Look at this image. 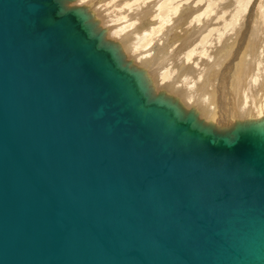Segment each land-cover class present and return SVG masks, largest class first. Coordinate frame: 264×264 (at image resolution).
Wrapping results in <instances>:
<instances>
[{"label": "water", "instance_id": "1", "mask_svg": "<svg viewBox=\"0 0 264 264\" xmlns=\"http://www.w3.org/2000/svg\"><path fill=\"white\" fill-rule=\"evenodd\" d=\"M195 110L90 5L0 0V264H264V114Z\"/></svg>", "mask_w": 264, "mask_h": 264}, {"label": "bare ground", "instance_id": "2", "mask_svg": "<svg viewBox=\"0 0 264 264\" xmlns=\"http://www.w3.org/2000/svg\"><path fill=\"white\" fill-rule=\"evenodd\" d=\"M98 1L74 0L91 7ZM183 1L188 0H163L159 4L158 0H101L95 13L108 36L122 45L134 64L146 70L157 92L173 95L185 108L195 107L200 117L218 118L219 125L229 128L227 124L235 118L264 114V5L257 35L247 39L248 51L239 55L224 78L219 72L224 67L220 50L225 47H219L218 35L231 28L239 31L247 19V26L251 24L245 0L231 1L230 9L234 6L236 11L219 14L222 21L217 26L214 19L205 23L209 21L201 19L204 14L200 19L175 26L181 18L178 7ZM156 3L157 7L152 9ZM214 8L211 5V10ZM150 15L153 20L147 23ZM157 40L162 45L156 47ZM213 65L216 68L211 70ZM234 76L236 81L232 80Z\"/></svg>", "mask_w": 264, "mask_h": 264}, {"label": "rangeland", "instance_id": "3", "mask_svg": "<svg viewBox=\"0 0 264 264\" xmlns=\"http://www.w3.org/2000/svg\"><path fill=\"white\" fill-rule=\"evenodd\" d=\"M101 1V0H99ZM98 1V3L100 4V2ZM163 1V0H158V4ZM192 1V2H191ZM233 0H228L227 2H225V0H188V1H183L182 5H180L178 7L179 10V14H181V18H179V22H177L175 24L176 25H180V24H186L188 22H192L194 18L200 19L199 17L201 15L204 14V17L201 18L202 20H208L209 22H205V23H210L213 22L212 19L216 20L214 21L215 26L219 25L220 22V15L222 14H228L229 11L234 12L236 11L235 8L233 6V8L231 7L230 9V2ZM264 0H245V4L248 8V14L247 18H249L251 16V24L247 26V21L246 24H243L241 27H239V31L236 32L235 28H231L230 30L225 31L226 28V24L229 23V21L227 20L226 24L224 25L223 23V27L222 29H224L223 31H225L224 33L218 35V42L220 43L219 47L221 45H223L225 48L224 50H220L221 54L223 53L221 60H223L224 63V67L222 68V70L219 72V76H223L224 78L227 77V72L228 71H232V68L234 66V62L235 60L239 59V55L242 56L243 52H247L248 49L245 48L248 47L247 45L250 44V42H248V38H252L253 36L257 35L258 30L260 28V26L262 25V23L260 22V18H261V14H263V6L264 5ZM244 2V0H243ZM97 3V2H96ZM94 4L92 7V9H94V11L96 10L95 7H97V4ZM184 3V4H183ZM157 3L155 5L152 6V9L157 7L158 5ZM180 4V2L178 3V5ZM211 5L215 6V10H211ZM236 5V3H235ZM250 10V11H249ZM231 12V13H232ZM220 14V15H219ZM230 14V13H229ZM218 15V16H217ZM96 13H95V17H96ZM183 16V17H182ZM229 17L231 15H228ZM218 17V18H217ZM177 18V17H176ZM175 18V19H176ZM153 20V15H150L149 18L147 19V23ZM176 21V20H175ZM222 21V19H221ZM204 22L202 23V27H205ZM196 24V23H195ZM217 24V25H216ZM221 24V22H220ZM264 26V23H263ZM174 31H177L174 28ZM158 42L156 43V47L160 44V40H157ZM207 46H209V43L207 44ZM166 48H169V46H165ZM210 46L208 47V51H209ZM217 50V49H216ZM216 68V65H213L211 67V70H214ZM230 71V72H231ZM236 76L233 77L232 80L236 81L235 79Z\"/></svg>", "mask_w": 264, "mask_h": 264}]
</instances>
